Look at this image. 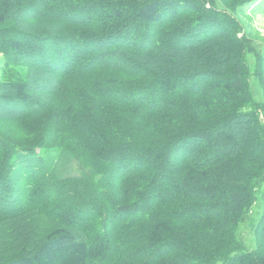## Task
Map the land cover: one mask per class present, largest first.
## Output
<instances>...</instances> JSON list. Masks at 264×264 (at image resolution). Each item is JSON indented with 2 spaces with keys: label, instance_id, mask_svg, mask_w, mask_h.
<instances>
[{
  "label": "trees",
  "instance_id": "trees-1",
  "mask_svg": "<svg viewBox=\"0 0 264 264\" xmlns=\"http://www.w3.org/2000/svg\"><path fill=\"white\" fill-rule=\"evenodd\" d=\"M257 1L0 0V264H264Z\"/></svg>",
  "mask_w": 264,
  "mask_h": 264
},
{
  "label": "rangeland",
  "instance_id": "rangeland-1",
  "mask_svg": "<svg viewBox=\"0 0 264 264\" xmlns=\"http://www.w3.org/2000/svg\"><path fill=\"white\" fill-rule=\"evenodd\" d=\"M238 17L242 24L249 28L250 36H248L251 40L254 41L258 51L264 53V0H258L254 5H248L243 8V10L238 14ZM1 56H0V65H1ZM254 58H247V63L251 68L252 75L250 76V86L253 96L256 100H260L262 94H264V87H261L258 83V79L255 77L254 66H253ZM260 84L263 82L264 86V67L262 68V74L260 76ZM11 127V126H10ZM13 131L12 128H9ZM53 153H45L44 156L47 158L48 156L52 157ZM71 171V169H70ZM71 175L77 174L76 171L72 170L70 172ZM261 211V202L258 200L257 205L253 209V218H257V213ZM243 230V237L245 241L246 248L248 250H252L255 247L254 238L252 236V230L249 226L246 228L241 227Z\"/></svg>",
  "mask_w": 264,
  "mask_h": 264
}]
</instances>
